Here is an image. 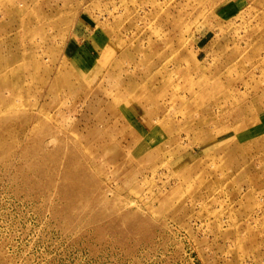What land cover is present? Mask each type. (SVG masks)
<instances>
[{
  "label": "rangeland",
  "instance_id": "1",
  "mask_svg": "<svg viewBox=\"0 0 264 264\" xmlns=\"http://www.w3.org/2000/svg\"><path fill=\"white\" fill-rule=\"evenodd\" d=\"M0 264H264V0H0Z\"/></svg>",
  "mask_w": 264,
  "mask_h": 264
}]
</instances>
